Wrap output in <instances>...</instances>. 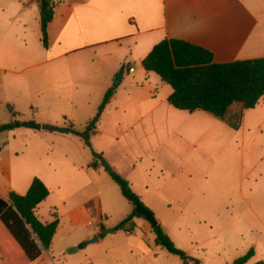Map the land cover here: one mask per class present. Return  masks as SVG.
<instances>
[{"label":"rangeland","instance_id":"rangeland-1","mask_svg":"<svg viewBox=\"0 0 264 264\" xmlns=\"http://www.w3.org/2000/svg\"><path fill=\"white\" fill-rule=\"evenodd\" d=\"M34 1L0 0L1 40L22 35L24 39L37 41L41 33L39 9ZM50 1L53 7L66 2ZM131 64L137 69L136 74L150 75L146 83L154 103L163 102L169 107L166 97L171 87L154 72L146 73L138 61ZM37 69L43 73L46 65L41 64ZM29 71L24 70L25 73ZM134 78L140 81L142 76ZM38 89L39 92L30 96L29 89L24 88L17 118H34L36 121L29 122H42V126L38 129L16 126L0 132V141L8 140L16 150L23 149L12 156L14 179L30 173H34L33 177L36 173L46 178L48 195L38 205L37 215L46 222L57 218L58 225L49 249H42L39 258L28 262L15 251L2 255L0 250V264H192L184 263L178 255L155 245L152 226L144 216L138 218L145 221V226L136 224L129 231L114 229L136 206L122 194L111 177L107 178L112 187L110 196L107 202L102 199L107 210L106 218L102 219L104 229L99 227L102 220L96 206L92 208L91 217L97 223L89 222V228H96L103 242L97 239L88 242L95 235L80 239L87 229L73 226L64 210L68 203L81 201L85 196L80 189L76 190L77 187L71 194L64 185L60 188L54 185L62 175L68 174V170L77 173L71 164L72 158L80 163L85 151L92 157L95 152L93 139L98 141L99 138H93L94 133H91L86 144L83 137L74 132H59L53 128L71 125L74 130H84L95 116L105 90L91 89L82 81H70L63 66L57 69L54 85L42 80ZM123 110L116 102L106 105L96 128L107 124L110 133L117 137L118 128L121 131L124 128L121 122L131 120ZM239 114L237 128L208 112L198 119L171 126L146 119L135 123L133 128L136 136H146L145 146L118 148L120 139L117 142L112 138V145L107 146L104 153L95 152L100 153L99 161L102 158L107 163L108 158L116 155L119 158L127 156L122 166L135 171L133 192L144 208L152 212L174 245L199 264H233L249 250L253 254L244 264L264 262V94L254 107L237 111L232 119L236 117V121ZM146 152L151 156H146ZM54 170L59 171L56 177L52 175ZM102 170L107 171L103 164ZM164 179L168 180L166 186L158 190ZM72 185H75L74 179ZM61 197L65 198L66 205L60 203Z\"/></svg>","mask_w":264,"mask_h":264},{"label":"crops","instance_id":"crops-1","mask_svg":"<svg viewBox=\"0 0 264 264\" xmlns=\"http://www.w3.org/2000/svg\"><path fill=\"white\" fill-rule=\"evenodd\" d=\"M20 15L17 14V17ZM38 27L40 33L39 19ZM164 38H178L200 45L210 50L213 60L220 63L264 57V0H66L56 4L52 19L47 24V47L41 42V34L37 41L24 39L22 35H14L6 41L0 38V124L36 121L34 118H17L20 113L19 98L24 88L29 89L27 94L30 96L39 92L38 84L42 80L54 85L57 69L61 66L69 74L70 81H82L91 89L103 88L105 92L113 87L112 81L119 69L123 70L119 86L113 87V94L106 105L116 102L131 120L121 122L124 128L122 131L118 128L117 137L110 133L107 124L96 128L97 121L90 132L94 133L93 138H99L98 141L93 139L95 152L104 153L107 146L112 145V138L117 142L120 139L118 148L127 145L136 147L138 144L145 146L146 136H136L137 131H133V128L135 123L146 119L171 126L202 117L206 111L188 112L172 105L167 107L163 102L154 103V96L146 83L150 75L136 74L137 69L131 64L134 61L140 64L152 46ZM41 64L46 65L43 73L37 69ZM25 69L30 71L25 73ZM139 75L142 78L137 81L134 77ZM240 110V104L234 103L227 116ZM38 123L40 127L43 124ZM69 126L66 127L70 130ZM157 139L162 140L161 137ZM22 151V148L16 150L14 146L11 147L8 140L0 141L1 197L5 198L9 191L24 194L29 187L34 173L15 179L11 174L12 156ZM145 155L151 156V153L146 152ZM82 158L80 163L72 158L71 164L77 173L68 170V174L57 179L54 186L60 188L64 185L71 194L76 187V190L80 189L85 196L81 201H71L66 205L65 198L61 197L60 203L66 205L64 214L73 226H84L87 229L82 232L80 239L95 235L97 241L102 243L100 233L96 228L90 229L89 222L97 223L91 217L93 206L99 208L101 220L107 216L102 199L107 202L112 191L107 179L110 175L102 170L99 159L94 166L91 165L95 158L87 151ZM123 158L127 156L119 158L116 155L108 158V163L111 170L121 174L134 187L132 177L135 171L127 170V167L123 169ZM161 168L163 170L164 167ZM178 170L177 167L176 172ZM56 172L59 174V171L54 170L53 177H56ZM35 175L47 185L46 178L40 174ZM85 177L87 181H84ZM167 181L164 179L157 189L162 190ZM38 205L35 208L36 215ZM103 222L99 224L101 230L104 229ZM136 224L145 226L146 223L138 216H133L126 227H134ZM145 236L149 238V235Z\"/></svg>","mask_w":264,"mask_h":264},{"label":"trees","instance_id":"trees-1","mask_svg":"<svg viewBox=\"0 0 264 264\" xmlns=\"http://www.w3.org/2000/svg\"><path fill=\"white\" fill-rule=\"evenodd\" d=\"M39 7L41 42L47 47V24L53 16V4L50 0H36ZM141 66L152 71L171 87L167 101L174 108L192 112L203 110L215 117L225 120L232 128H237L240 114L236 121L227 116L230 106L238 103L241 109L254 107L264 94V57L215 62L213 53L194 43L178 39L164 38L155 43L141 59ZM113 87H109L98 106L95 116L78 131L70 127L71 132L83 137L88 144L89 134L112 96ZM15 114V112H13ZM15 127V121L0 124V132ZM95 165L100 153L93 152ZM111 179L119 186L122 194L135 206H142L141 200L133 192L127 179L113 170L109 171ZM48 188L43 181L34 176L24 194L9 191L7 196H0V250L2 255L15 251L33 262L42 254V249H49L58 221H41L36 213V206L46 198ZM133 216H143L133 211L117 223L114 229L129 231L126 224ZM154 244L178 255L184 263L199 264L181 249L177 248L169 235L156 222L152 227ZM253 254L249 250L233 264H244ZM254 264H264L258 261Z\"/></svg>","mask_w":264,"mask_h":264},{"label":"water","instance_id":"water-1","mask_svg":"<svg viewBox=\"0 0 264 264\" xmlns=\"http://www.w3.org/2000/svg\"><path fill=\"white\" fill-rule=\"evenodd\" d=\"M122 72H123V70L119 69V71L115 75L113 82H112L113 87H116L120 83V80L122 77ZM15 125L25 126V127H30V128H36V129L40 128V124H38L36 122H29V121H16ZM53 129L57 130L59 132H69L68 127H54ZM100 163L104 165L105 169L108 172L111 170L110 166L108 165V163L104 159L100 158ZM135 211L137 213L143 215L149 221V223L151 224L152 227L156 225L157 221L155 220L154 215L152 214V212L150 210L138 205V206H136ZM96 239H97V237L95 236V237H93V239L89 240L88 242H92Z\"/></svg>","mask_w":264,"mask_h":264}]
</instances>
